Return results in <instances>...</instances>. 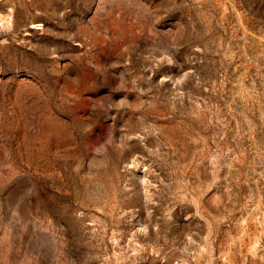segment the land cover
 <instances>
[{"label":"rangeland","instance_id":"1","mask_svg":"<svg viewBox=\"0 0 264 264\" xmlns=\"http://www.w3.org/2000/svg\"><path fill=\"white\" fill-rule=\"evenodd\" d=\"M0 264H264V0H0Z\"/></svg>","mask_w":264,"mask_h":264}]
</instances>
